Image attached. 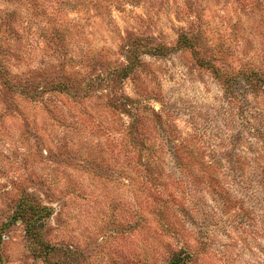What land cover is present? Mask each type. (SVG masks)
Listing matches in <instances>:
<instances>
[{"label": "rangeland", "instance_id": "374dc122", "mask_svg": "<svg viewBox=\"0 0 264 264\" xmlns=\"http://www.w3.org/2000/svg\"><path fill=\"white\" fill-rule=\"evenodd\" d=\"M264 264V0H0V264Z\"/></svg>", "mask_w": 264, "mask_h": 264}, {"label": "trees", "instance_id": "16d2710c", "mask_svg": "<svg viewBox=\"0 0 264 264\" xmlns=\"http://www.w3.org/2000/svg\"><path fill=\"white\" fill-rule=\"evenodd\" d=\"M173 264H181V262L179 261V262H175V263H173Z\"/></svg>", "mask_w": 264, "mask_h": 264}]
</instances>
